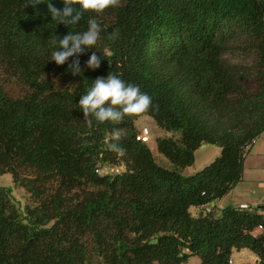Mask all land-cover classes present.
<instances>
[{
	"label": "trees",
	"instance_id": "trees-1",
	"mask_svg": "<svg viewBox=\"0 0 264 264\" xmlns=\"http://www.w3.org/2000/svg\"><path fill=\"white\" fill-rule=\"evenodd\" d=\"M121 5L66 27L52 21L48 0H0V175L10 173L32 201L22 213L0 186V264H187L191 255L232 264L245 248L257 257L245 264H264V208L190 211L242 180L264 133V0ZM92 18L101 38L79 56L82 74L69 68L76 57L49 61L58 39ZM94 51L103 58L93 70L85 63ZM109 72L152 98L143 115L171 133L156 145L173 169L136 139L143 115L120 124L89 117L87 126L80 96ZM114 128L123 132V155L107 150ZM205 144L221 154L184 175ZM104 166L122 170L100 174Z\"/></svg>",
	"mask_w": 264,
	"mask_h": 264
},
{
	"label": "clouds",
	"instance_id": "clouds-1",
	"mask_svg": "<svg viewBox=\"0 0 264 264\" xmlns=\"http://www.w3.org/2000/svg\"><path fill=\"white\" fill-rule=\"evenodd\" d=\"M45 0H32V4H40ZM63 9H58L48 0V12L52 21L63 24L66 27L78 24L86 13L102 15L109 8L122 6L121 0H62ZM102 26L96 18L88 20V27L84 31H69L58 39V50L51 53V59L56 65H64L70 57H76L69 64L73 75L82 74L79 56L90 49H95L101 38ZM115 33L110 38L115 37ZM59 37V36H57ZM53 37V43L57 42ZM101 55L97 51L92 52L85 63L89 69H98L101 65ZM78 107L82 110L84 121L88 127L93 126L89 117H94L98 123L111 122L120 124L125 117L140 116L153 108L152 98L143 93L140 87L126 83L114 72H109L106 78L100 77L93 81L91 89L80 96ZM123 132L120 128H114L110 138L106 141L107 150L118 155L124 154L121 146Z\"/></svg>",
	"mask_w": 264,
	"mask_h": 264
},
{
	"label": "crops",
	"instance_id": "crops-1",
	"mask_svg": "<svg viewBox=\"0 0 264 264\" xmlns=\"http://www.w3.org/2000/svg\"><path fill=\"white\" fill-rule=\"evenodd\" d=\"M219 150L220 148L216 146H201L195 153L194 164L201 160L197 165L199 168L201 164L211 162L218 156ZM230 204L238 207L247 205L251 208L264 206V133L256 140L246 156L242 180L224 198L214 204L213 210L216 212L220 207ZM196 209L200 210V208ZM255 260H257L256 256Z\"/></svg>",
	"mask_w": 264,
	"mask_h": 264
},
{
	"label": "rangeland",
	"instance_id": "rangeland-1",
	"mask_svg": "<svg viewBox=\"0 0 264 264\" xmlns=\"http://www.w3.org/2000/svg\"><path fill=\"white\" fill-rule=\"evenodd\" d=\"M137 128L141 131L144 127H147L150 131L149 135V141H147L148 146L152 150L153 156L156 160V162L167 169H173V164L163 155L161 154L156 145V138L159 136H170L171 133H166L162 129H160L157 125L154 119L150 116L143 115L136 121ZM176 136V135H174ZM208 146H214L210 144H205ZM218 147V146H216ZM220 148V147H219ZM221 154V148L218 152V155ZM213 161V160H212ZM211 161V162H212ZM211 162H205L201 164L199 168H197V165L201 163V160L197 162V164L186 168L184 170V175H192L195 172L202 169L204 166L208 165ZM195 163V162H194ZM196 167V168H195ZM244 175V173H243ZM0 186L10 189L11 196L16 204V206L19 208V210L24 213L25 207L32 203L30 195L26 192V190L23 187H20L19 185L15 184L13 177L10 173H5L3 175H0ZM221 207L218 209L215 214L218 215L221 212ZM190 211L193 213V215H197L199 210L196 209V207H191ZM255 254L250 251L249 249H241V250H235L232 255V264H245L248 262H254L255 260ZM187 264H202L201 259L198 255H191L188 258Z\"/></svg>",
	"mask_w": 264,
	"mask_h": 264
},
{
	"label": "built area",
	"instance_id": "built-area-1",
	"mask_svg": "<svg viewBox=\"0 0 264 264\" xmlns=\"http://www.w3.org/2000/svg\"><path fill=\"white\" fill-rule=\"evenodd\" d=\"M149 135H150V131L147 127H144L136 136L137 140L143 141L145 143H147V141H149ZM122 167L121 166H116V167H112V166H104L103 168L97 170L100 174H111V173H119L121 172ZM242 208H250L247 205H242L240 206ZM214 208V203H206L200 206V209L204 212H211ZM262 231V226H259L255 231L254 234H259ZM232 263V260L230 261Z\"/></svg>",
	"mask_w": 264,
	"mask_h": 264
},
{
	"label": "water",
	"instance_id": "water-1",
	"mask_svg": "<svg viewBox=\"0 0 264 264\" xmlns=\"http://www.w3.org/2000/svg\"><path fill=\"white\" fill-rule=\"evenodd\" d=\"M264 206H262V208H263Z\"/></svg>",
	"mask_w": 264,
	"mask_h": 264
}]
</instances>
